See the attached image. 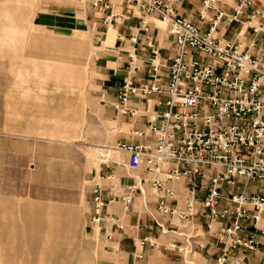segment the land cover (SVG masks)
<instances>
[{
  "label": "rangeland",
  "instance_id": "obj_1",
  "mask_svg": "<svg viewBox=\"0 0 264 264\" xmlns=\"http://www.w3.org/2000/svg\"><path fill=\"white\" fill-rule=\"evenodd\" d=\"M86 8L0 0V264L106 260L86 232L94 172L112 154L93 93L99 41ZM174 259L157 253L141 264Z\"/></svg>",
  "mask_w": 264,
  "mask_h": 264
},
{
  "label": "built area",
  "instance_id": "obj_2",
  "mask_svg": "<svg viewBox=\"0 0 264 264\" xmlns=\"http://www.w3.org/2000/svg\"><path fill=\"white\" fill-rule=\"evenodd\" d=\"M122 1L168 24L166 32L177 52L168 67L166 110L153 115L148 125L153 141L120 144L118 148L127 154L130 170L143 168L163 174V179L154 178L150 182L157 210L163 216L191 223L197 215L198 192L203 189L206 229L215 233L222 247L213 264H250L244 261L243 255L254 250L257 242L253 236L242 238L240 233L248 229L245 224L250 222L254 230L264 235V229L257 226L264 212V195L228 194L222 206L221 200L223 187H233L238 179L264 183V57L248 53L256 48L260 37L264 39V8L255 6L253 0H237L232 14L217 11L209 30L201 33L189 21L177 16L168 2ZM213 3L214 0H203L204 9ZM92 7L111 11L112 3L94 0ZM111 18L110 13L104 23H110ZM223 18L239 24L237 36L241 39L251 36L245 50L243 40L231 43L215 36L214 28ZM140 27L148 30L146 19L140 20ZM148 44L151 45L149 40ZM158 55L157 50H152L151 81L139 86L131 81L123 84L119 92L122 106L131 95L162 92L155 83L161 66ZM121 111L126 113L124 108ZM169 162L175 166L164 170L163 166ZM179 184L186 188L181 209L173 206L178 202L174 185ZM136 191L144 193L140 183L127 189L123 197L125 205L132 203ZM102 195L101 185L94 184L90 217L94 225L102 220L105 207ZM222 222L225 224L219 229H213V224ZM183 237V245L171 243L169 247L186 256L187 264H193L189 260L194 253L193 243L190 237ZM256 264H264V251Z\"/></svg>",
  "mask_w": 264,
  "mask_h": 264
},
{
  "label": "crops",
  "instance_id": "obj_3",
  "mask_svg": "<svg viewBox=\"0 0 264 264\" xmlns=\"http://www.w3.org/2000/svg\"><path fill=\"white\" fill-rule=\"evenodd\" d=\"M93 1L84 0L87 7L84 9L85 19L91 21L96 39L99 41L94 60L96 81L93 93L101 123L109 125L112 129L109 144L112 154H108V159L99 164L93 177V182L102 187V198L105 203L102 220L97 225L90 221L91 193L89 195L90 212L87 215L86 232L91 242L97 246V252L106 258L97 264H141L157 253H166L175 258L171 264H187L186 256L169 247L171 243L183 245L185 241L183 235L190 237L193 243L194 253L189 260L195 255L197 264H213L220 256L222 247L215 233L206 229L208 219L205 217L202 204L204 190L198 192V201L195 205L197 215L191 223L163 216L157 210L156 197L150 187L151 180L163 179V174L147 172L143 168L130 170L127 166V154L118 148L120 144L139 145L152 142L154 137L148 129L151 117L166 110L165 103L169 99L168 67L177 52L173 40L166 32L168 24L161 22L154 15H145L138 9L126 5L122 0H111V11L93 8ZM163 1L172 6L177 16L189 21L201 33L209 30L217 11L232 14L237 4V0H214L209 9H204L203 0ZM253 2L255 6L264 8V0ZM110 13L112 14L110 23H104L105 17ZM141 19L147 20V31L140 27ZM241 20L244 21L245 17ZM239 28V24L230 23L223 18L214 28V34L217 38L231 43L243 40L245 50L251 36L241 39L237 36ZM148 40L151 45L148 44ZM152 50L159 53L157 60L161 62V66L157 72L159 78L155 83L161 87L162 92L150 96L131 95L122 106L119 92L125 82L131 81L139 86L151 81L154 75L151 67ZM248 53L263 58L264 39L260 37L256 48L248 50ZM121 108H124L126 113H123ZM6 126V123L0 122V130ZM1 136L19 135L3 132ZM174 166L173 162H169L163 169H171ZM202 182L207 183L204 180ZM138 183L142 185L144 193L136 191L132 203L125 205L123 197L127 189ZM262 183L257 180L238 179L233 187L224 186L221 206L228 194L264 195ZM174 186L178 202L173 206L181 209L186 197V188L183 184ZM68 221L67 231L71 233L73 220L70 217ZM224 224L215 223L213 229L217 230ZM245 225L248 229L241 232L240 236L242 238L253 236L257 245L254 250L245 251L244 261L256 264L264 251V235L254 230L250 222ZM257 226L264 229V212ZM142 242L144 243L141 244Z\"/></svg>",
  "mask_w": 264,
  "mask_h": 264
}]
</instances>
